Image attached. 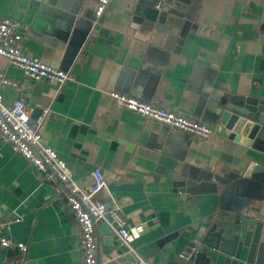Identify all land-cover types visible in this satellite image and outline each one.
Segmentation results:
<instances>
[{
  "label": "crops",
  "instance_id": "obj_1",
  "mask_svg": "<svg viewBox=\"0 0 264 264\" xmlns=\"http://www.w3.org/2000/svg\"><path fill=\"white\" fill-rule=\"evenodd\" d=\"M94 0H0V17L21 24L23 54L69 72L62 86L31 81L0 56L3 103L23 101L43 145L65 161L83 191L98 169L138 237L128 253L107 250L96 226L99 264H222L220 237L255 238L253 264H264V148L227 139L212 122L220 103H264V0H110L96 25ZM73 27L66 31L67 18ZM155 102L207 123L194 139L126 111L109 94ZM250 163L263 170L242 181ZM246 185L252 189L246 193ZM240 186H245L241 188ZM245 195V196H244ZM0 237L27 253L1 249L0 262L80 264L79 231L64 192L44 181L0 140ZM187 247L197 252L181 257ZM249 248L243 246L241 261Z\"/></svg>",
  "mask_w": 264,
  "mask_h": 264
},
{
  "label": "built area",
  "instance_id": "obj_2",
  "mask_svg": "<svg viewBox=\"0 0 264 264\" xmlns=\"http://www.w3.org/2000/svg\"><path fill=\"white\" fill-rule=\"evenodd\" d=\"M109 2L110 0H94L93 25L97 24ZM20 27L19 22L0 17V56L19 68L24 76L31 81L50 80L58 86L73 81L71 73L48 66L23 54L21 50L22 37L19 34ZM14 86V82L0 73V89ZM109 96L126 111L150 119L173 131L185 133L191 138L206 139L213 133L209 124L166 110L155 102H145L116 92H111ZM0 140L19 155L39 177L46 182L55 184L64 192L68 208L73 214L79 231L82 257L80 264H99L96 226L104 223L114 232L116 241L128 253L135 254L131 243L138 237V230L128 228L127 222L116 204L108 208L94 200V196L105 188L101 172L98 169L91 172L90 187L88 191H83L73 179L72 172L65 161L59 157L55 150L43 145L39 126L31 121V111L28 106L21 100H14L10 105H5L1 94ZM16 222H19V218H15L12 222L0 223V227H7L10 223ZM0 248H16L21 255H25L28 250L27 245L15 243L5 237H0ZM196 252L195 247H187L181 257L188 259ZM136 263L149 264L147 260L138 256H136ZM0 264L25 263L20 261L16 263L0 262Z\"/></svg>",
  "mask_w": 264,
  "mask_h": 264
},
{
  "label": "water",
  "instance_id": "obj_3",
  "mask_svg": "<svg viewBox=\"0 0 264 264\" xmlns=\"http://www.w3.org/2000/svg\"><path fill=\"white\" fill-rule=\"evenodd\" d=\"M64 19L67 18L65 25L66 31L70 30L74 21L71 17L62 15ZM212 122H217L224 129L227 139L233 143L243 145L251 149L264 148V103H259L253 99L244 100L242 103H220L216 108ZM258 170H263L261 167L250 163L243 174L242 181L249 180L250 175ZM246 190L240 192L239 190L245 186H240L238 191L239 195L248 193L252 187L246 185ZM245 196V195H244ZM106 227V246L108 251L117 250L118 246L114 245L116 237L114 232L107 224ZM220 237L221 244L218 247L219 252L223 257L222 264H253V258L257 248V240L253 238L247 243L246 240L238 241V237ZM245 246L249 248V252L244 261H241V250ZM109 251V252H110Z\"/></svg>",
  "mask_w": 264,
  "mask_h": 264
}]
</instances>
